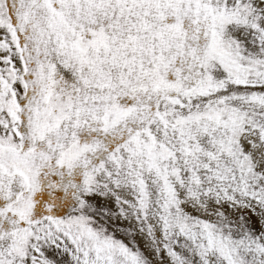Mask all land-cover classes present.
<instances>
[{
	"label": "snow or ice",
	"instance_id": "obj_1",
	"mask_svg": "<svg viewBox=\"0 0 264 264\" xmlns=\"http://www.w3.org/2000/svg\"><path fill=\"white\" fill-rule=\"evenodd\" d=\"M0 264H264V0H0Z\"/></svg>",
	"mask_w": 264,
	"mask_h": 264
}]
</instances>
